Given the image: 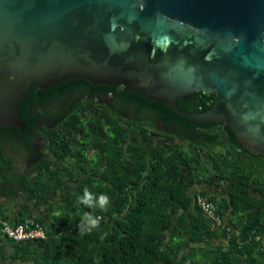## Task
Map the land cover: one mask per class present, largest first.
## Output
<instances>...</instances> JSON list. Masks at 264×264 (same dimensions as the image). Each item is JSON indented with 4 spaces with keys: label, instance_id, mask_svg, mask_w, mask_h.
Instances as JSON below:
<instances>
[{
    "label": "trees",
    "instance_id": "trees-1",
    "mask_svg": "<svg viewBox=\"0 0 264 264\" xmlns=\"http://www.w3.org/2000/svg\"><path fill=\"white\" fill-rule=\"evenodd\" d=\"M214 100L197 91L177 104L203 111ZM18 111L24 127L0 126V135L21 143L1 145L32 147L33 134L40 153L17 176L14 157L0 151V175L13 176L36 204L47 192L61 203L49 206V224L32 215L2 221L32 218L45 237L15 241L0 231L12 246L0 264H264L256 239L264 232V156L225 123L189 120L164 102L81 77L31 86ZM215 180L218 190L201 192L223 218L228 209L244 220L219 226L194 204L193 191Z\"/></svg>",
    "mask_w": 264,
    "mask_h": 264
},
{
    "label": "water",
    "instance_id": "water-1",
    "mask_svg": "<svg viewBox=\"0 0 264 264\" xmlns=\"http://www.w3.org/2000/svg\"><path fill=\"white\" fill-rule=\"evenodd\" d=\"M121 85L264 156V0H0V126L31 86ZM214 93L203 111L187 93Z\"/></svg>",
    "mask_w": 264,
    "mask_h": 264
},
{
    "label": "crops",
    "instance_id": "crops-1",
    "mask_svg": "<svg viewBox=\"0 0 264 264\" xmlns=\"http://www.w3.org/2000/svg\"><path fill=\"white\" fill-rule=\"evenodd\" d=\"M17 171V176L26 172L21 171L20 169H18ZM8 176L10 177V179H7L6 175H4V177L0 175V192L2 193H0V223L4 220L14 223L21 217L32 215L35 217L43 218L44 223L49 224V219L46 217L48 213L50 214V212H48V208L49 206L55 207L57 205H60V197L54 195L53 193L47 192V198L45 199V201L43 203L36 204L34 200L28 198L26 192L18 188V184L16 182H12L13 176ZM204 184H201L203 186V189L211 194L213 193V189L215 187L216 190H218L217 184H221V182L219 180H215L216 185H213L212 188H210L209 185L205 184V186ZM7 190L10 191V195L8 196L5 195L6 192H8ZM67 190H74L73 184H69L67 186ZM216 194H218V192ZM222 194L225 197L227 196V194L224 192H222ZM225 213L226 215L224 216V218L230 217L232 223H236V221L239 220H244L245 218V216L239 218V216L233 215L228 209H226ZM11 251V244L4 236L0 234V254L8 256L9 252ZM257 258H261V256L258 254ZM255 262L257 263V259H255V261L251 259L248 264H255Z\"/></svg>",
    "mask_w": 264,
    "mask_h": 264
},
{
    "label": "built area",
    "instance_id": "built-area-1",
    "mask_svg": "<svg viewBox=\"0 0 264 264\" xmlns=\"http://www.w3.org/2000/svg\"><path fill=\"white\" fill-rule=\"evenodd\" d=\"M199 186L200 188H198L196 191H193L192 194V200L194 204L203 213L207 214V216L210 217V220L213 224L224 227L223 216L218 212V209L214 205V203L205 194L201 192V188H203V186ZM0 231L6 237L15 241H21L34 237H45V232L42 225L29 217H27L23 222H19L14 226H12L9 222H2ZM256 239L259 243L258 250H260L261 253L264 255V232L257 235Z\"/></svg>",
    "mask_w": 264,
    "mask_h": 264
},
{
    "label": "flooded vegetation",
    "instance_id": "flooded-vegetation-1",
    "mask_svg": "<svg viewBox=\"0 0 264 264\" xmlns=\"http://www.w3.org/2000/svg\"><path fill=\"white\" fill-rule=\"evenodd\" d=\"M104 104H106V103H104ZM58 109L59 108L57 106L56 110L58 111ZM59 121H60V119L57 120V122H59ZM154 121H156V122L158 121L159 122V120L157 118H154ZM5 139H6V141L9 140V139H10V141L11 140H15L17 142H20V141L17 139V137H15L13 135L12 136H10V135H8V136L7 135H0V151L2 152L3 155L6 156L7 148H10V150H14L15 146H17L18 143L17 142L13 143V146H12V143H10L8 145L7 142H6L2 146L1 143H3ZM29 140H30L29 142L32 144V147L30 146V147L26 148V147L22 146L23 156L21 157V161L18 162L19 164H17V166L15 167V168H17V170L20 169L21 171H24L27 168L28 165L33 164L35 162L34 154H39L40 153V146H39L40 142L39 141L38 142L35 141V137H34L33 134H31L29 136ZM154 140L157 142V139H154ZM20 143H19V145H20ZM11 168H14V166L13 167L11 166Z\"/></svg>",
    "mask_w": 264,
    "mask_h": 264
},
{
    "label": "rangeland",
    "instance_id": "rangeland-1",
    "mask_svg": "<svg viewBox=\"0 0 264 264\" xmlns=\"http://www.w3.org/2000/svg\"><path fill=\"white\" fill-rule=\"evenodd\" d=\"M15 152V154H14ZM23 154V151L18 148L17 151H10V148H7V155L12 158L14 157V161H15V164H19L18 162L21 161V158L18 157V155H22ZM211 181V179H210ZM205 185V184H204ZM206 186V185H205ZM210 187V186H209ZM7 262V261H6ZM6 264H29L28 262H20V261H17V262H14V263H9L7 262Z\"/></svg>",
    "mask_w": 264,
    "mask_h": 264
}]
</instances>
